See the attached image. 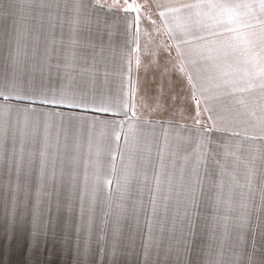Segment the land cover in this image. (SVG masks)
Wrapping results in <instances>:
<instances>
[{"label": "crops", "instance_id": "obj_1", "mask_svg": "<svg viewBox=\"0 0 264 264\" xmlns=\"http://www.w3.org/2000/svg\"><path fill=\"white\" fill-rule=\"evenodd\" d=\"M195 2L0 0V90L12 97H0V170L6 178L0 193L22 195L7 201L0 219V264H190L191 241L206 248L204 236L191 239L187 220L141 211L194 208L174 204L201 192L187 185L204 178L207 132L264 142V80L258 75L264 65L259 44L202 59L216 47L211 41L234 34L211 36L222 28L197 17L195 9L190 20L180 14L186 31L177 27L175 14L166 23L158 15ZM129 4L139 11L127 10ZM18 95L63 96L90 107L33 103ZM102 106L112 111L94 110ZM223 252L200 259L264 261L251 251Z\"/></svg>", "mask_w": 264, "mask_h": 264}, {"label": "rangeland", "instance_id": "obj_2", "mask_svg": "<svg viewBox=\"0 0 264 264\" xmlns=\"http://www.w3.org/2000/svg\"><path fill=\"white\" fill-rule=\"evenodd\" d=\"M206 137L204 178H200L198 186L196 179L190 178L187 185L188 190L197 188L201 192L190 194L188 202L174 204L194 208L141 211L140 216L183 218L187 220L191 239L202 240L204 236L206 248L191 241L190 264H205V258L213 257L214 253L222 255L223 251H251L258 261L264 255V142L220 139L208 132ZM5 180V171L0 170V191L5 189ZM21 196L0 193V219L6 217L7 201L13 198L18 201ZM242 204H247V209L242 210ZM243 211L248 213V223L241 229L238 217ZM0 222L4 228L5 223ZM211 245L221 248L214 249ZM201 256L205 258L200 259Z\"/></svg>", "mask_w": 264, "mask_h": 264}, {"label": "snow or ice", "instance_id": "obj_3", "mask_svg": "<svg viewBox=\"0 0 264 264\" xmlns=\"http://www.w3.org/2000/svg\"><path fill=\"white\" fill-rule=\"evenodd\" d=\"M259 8V15L256 14V8ZM197 10L195 12V15L197 17L203 15L208 17L213 21L215 25H218L222 28L221 32H213L210 33L211 36H221L224 33H232L234 35L227 37L224 40L216 41L213 40L211 43L215 44V48H208V57H201L202 59H211L213 58V53L215 52L217 55L223 54L224 56H227L228 50L232 49L235 51L239 46L242 44L244 46V49L246 51H252L256 48L257 44H259L261 48V55L260 60L262 65H264V0H258V3L256 2H229V0H196L195 3L191 4H185L181 7L177 8H168L166 10H162L158 12V15L161 18H164L165 23L167 22V17L169 14H175V19L177 20V27L180 28L182 31H186L187 25L183 22H181V13H183L189 20L192 18V11L191 10ZM79 10L78 8L76 9ZM127 10H135L139 11V7L133 8V5L129 4ZM25 20L27 17L24 18ZM199 22V21H197ZM154 23V21H153ZM259 27L260 31L257 32L255 29ZM23 30V28L21 29ZM159 29H157V32ZM139 39V33H137V40ZM199 39H204V37H199ZM77 43L76 40L72 41V44L75 45ZM183 43H188L187 40L183 41ZM137 47H139V44H137ZM177 53L180 56L184 55V52L181 50L179 43L176 45ZM203 51V49H202ZM191 63L195 64V61H191ZM140 60L137 58V65L139 66ZM179 70L181 72L185 71L184 64L181 63L179 66ZM199 71V70H197ZM258 75L262 80H264V66L260 67ZM187 79L190 84H192V87L194 89L193 91V99H196V91L195 87L196 85L193 83V77L189 73L187 74ZM235 81L225 80L224 84H235ZM216 88L221 87L220 84L215 85ZM207 89H205L206 91ZM244 92L247 91L246 88L242 87H233L232 92ZM0 97H5V93L3 90H0ZM5 98H12L11 96L5 97ZM17 99H27L30 102L36 103H43V104H52V105H63L67 107H79V108H89L90 105L82 103L76 99L72 98H56L55 96H52L51 98H48L46 95L41 96L39 99L36 97L31 96H16ZM197 105H199V100H197ZM2 107V106H0ZM125 107H127V104H125ZM96 111H103V112H109L112 111V109L108 107H99L95 108ZM205 111H210L208 107H205ZM199 111L197 112V123L199 124ZM209 119L212 120V116L209 115ZM213 127H215V120H213ZM208 129H205L207 131ZM134 131V125H129V132ZM235 135H238V133H234ZM117 138H119V133L116 134ZM260 139H264V137H260ZM125 140L127 141V135L125 136ZM40 179H45V171H46V152L42 150L40 152ZM49 179L54 180L55 179V172L52 173V176L49 177ZM107 182V181H106ZM193 206H195L193 202ZM247 204H242L241 209H247ZM231 209H229L230 211ZM187 215V213H185ZM247 216L248 213L246 211L242 212V215L238 217L240 220L239 227L241 229L246 228L247 226ZM225 219H229V217H225ZM244 237L243 235L240 236L241 242L243 241ZM261 264H264V261L261 262Z\"/></svg>", "mask_w": 264, "mask_h": 264}]
</instances>
